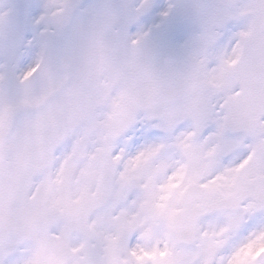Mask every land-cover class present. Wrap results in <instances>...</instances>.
Masks as SVG:
<instances>
[{
	"label": "snow or ice",
	"instance_id": "1",
	"mask_svg": "<svg viewBox=\"0 0 264 264\" xmlns=\"http://www.w3.org/2000/svg\"><path fill=\"white\" fill-rule=\"evenodd\" d=\"M0 264H264V0L0 3Z\"/></svg>",
	"mask_w": 264,
	"mask_h": 264
},
{
	"label": "rangeland",
	"instance_id": "2",
	"mask_svg": "<svg viewBox=\"0 0 264 264\" xmlns=\"http://www.w3.org/2000/svg\"><path fill=\"white\" fill-rule=\"evenodd\" d=\"M10 2H11V0H0V3L4 4L5 6H7ZM162 2L166 3L167 0H162Z\"/></svg>",
	"mask_w": 264,
	"mask_h": 264
}]
</instances>
